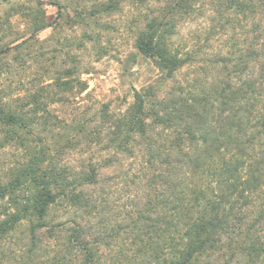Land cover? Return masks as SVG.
<instances>
[{
    "label": "trees",
    "instance_id": "1",
    "mask_svg": "<svg viewBox=\"0 0 264 264\" xmlns=\"http://www.w3.org/2000/svg\"><path fill=\"white\" fill-rule=\"evenodd\" d=\"M34 1L26 31L0 25L11 36L0 39V147L18 153L0 170V264H264V0H99L73 11L83 24L133 2L134 47L160 76L92 127L51 111L86 89L75 66L15 92L4 78L6 57L20 64L49 26ZM203 1L225 38L214 73L158 95L193 61L174 37Z\"/></svg>",
    "mask_w": 264,
    "mask_h": 264
},
{
    "label": "rangeland",
    "instance_id": "2",
    "mask_svg": "<svg viewBox=\"0 0 264 264\" xmlns=\"http://www.w3.org/2000/svg\"><path fill=\"white\" fill-rule=\"evenodd\" d=\"M42 1L49 26L38 32L36 43L21 50L23 60L20 64L14 61L13 53L6 57L13 69L4 78L7 83H12V91L30 87L37 81L50 83L57 71L75 66L80 78L86 82V89L63 105H52L51 111L58 116L71 115L92 127L103 120L99 115L101 109L107 110L108 118L116 116L133 102L134 91H152V86L160 83L158 69L134 47L135 35L142 25L139 9L133 2L124 3L120 11L109 16L87 19L81 24L72 19L73 11L87 9L99 0H59L66 6L60 8L61 16L57 12V0ZM34 3V0H0L2 28L10 26L15 30L13 36L26 31L24 7ZM211 11L207 1L198 3L195 12L179 25L174 42L189 47L193 61L186 63L173 80L168 79L161 85L158 95L166 94L176 82H190L214 73L210 63L222 49L225 38L217 33L216 25L219 24ZM0 39L2 43L8 42L11 36ZM17 154L9 146L0 147V170L5 169ZM118 185L120 188L121 184ZM123 202L121 199L115 202L113 209H119Z\"/></svg>",
    "mask_w": 264,
    "mask_h": 264
}]
</instances>
